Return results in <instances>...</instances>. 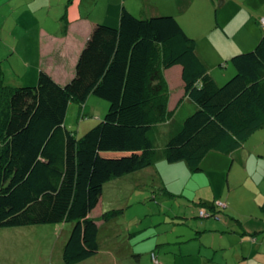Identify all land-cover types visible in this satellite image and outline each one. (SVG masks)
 Masks as SVG:
<instances>
[{
  "label": "trees",
  "instance_id": "trees-1",
  "mask_svg": "<svg viewBox=\"0 0 264 264\" xmlns=\"http://www.w3.org/2000/svg\"><path fill=\"white\" fill-rule=\"evenodd\" d=\"M230 63L234 76L217 85L176 18L139 19L122 8L118 27H93L65 85L41 70L36 86L11 87L0 67V229L72 223L63 263L95 256L98 226L90 214L104 185L153 166L160 137L166 162L198 172L209 152L228 154L264 126V38ZM174 66L195 106L186 116L168 110L163 71ZM89 96L109 108L77 138L66 113Z\"/></svg>",
  "mask_w": 264,
  "mask_h": 264
},
{
  "label": "rangeland",
  "instance_id": "rangeland-1",
  "mask_svg": "<svg viewBox=\"0 0 264 264\" xmlns=\"http://www.w3.org/2000/svg\"><path fill=\"white\" fill-rule=\"evenodd\" d=\"M210 1L83 0L81 11L83 15L92 12L94 18L103 17L98 19L104 21L100 24L112 28L118 27V18L117 23H110L112 14L115 11L116 16L123 6L139 19L173 16L188 36L200 37V51L210 54V64L228 73L234 70L231 57L254 50L264 38V26L260 23L264 19V0H223L221 6L220 0L215 6ZM17 3L18 0L8 3L0 0V6L5 4L0 8L2 43L9 44L15 32L11 6ZM27 5L21 12L33 17ZM102 11L110 16L105 17ZM59 16L52 11L50 20L45 18L42 25L52 27L51 20ZM195 25H199V33ZM36 30L33 25L30 33L36 35ZM34 40L30 36L27 42L31 46ZM0 47L6 46L0 42ZM1 70L6 72L5 65ZM36 84L37 80L27 87ZM93 101L100 104L91 114L81 111L76 103L68 107L65 126L77 138L101 121L97 116L103 118L107 113L106 101L92 96L90 103ZM166 129L164 124L160 126L162 134ZM161 139L157 142L158 149L163 148ZM245 149V154L235 153V159L231 155L211 153L198 172H192L184 162L164 161L158 167L162 179L143 170L105 184L102 199L112 207L109 212L115 211V214L105 223H101V215L95 220L100 222L98 253L79 264H153V254L158 264H218L221 261V264H231L237 250L231 238L239 244L245 238L238 231L239 219L242 221L246 216L264 219V127L249 135ZM201 210L208 216L203 217ZM72 228V223H63L0 229V264H64L63 248ZM206 229L217 231L202 232ZM219 244L227 249L213 251ZM210 257L212 260L208 261Z\"/></svg>",
  "mask_w": 264,
  "mask_h": 264
},
{
  "label": "crops",
  "instance_id": "crops-1",
  "mask_svg": "<svg viewBox=\"0 0 264 264\" xmlns=\"http://www.w3.org/2000/svg\"><path fill=\"white\" fill-rule=\"evenodd\" d=\"M9 1L10 0H7V3ZM218 1L219 0H211L210 2H212L215 6ZM224 1L220 0L219 6L223 5ZM82 4L83 0H56L54 3L52 0H18L17 4L11 6V12H13L12 16L15 18L16 33L13 32L11 35V41L9 44H5L0 41L1 45L3 44L6 46L4 49H1L0 47V67L2 69V65H5L6 72L2 70V73L4 83L6 85L11 87L34 85L41 70L51 76L52 79L59 85L67 84L74 77L77 60L90 37L93 27L96 24L104 22L103 20L101 22L98 20L103 19V17H92V14H90L92 12L83 15L81 11ZM4 5L0 6V8L4 7ZM26 5L32 10L31 13L33 14V17H26V15L21 12L24 8L23 6ZM93 6L94 4L92 7ZM53 8H55V10H53ZM123 8L125 7L123 6ZM121 10H119V13H117L116 16L114 11V15L112 14L113 22L110 23H117V18H119ZM52 11L59 13L60 16L58 18L54 17V19L51 20L53 22L52 27L46 28V26L42 25V23H44L45 18L50 20L49 15ZM42 14L44 15V18L40 17ZM102 14H105V17L110 16V14L106 11H102ZM39 17L41 18V21ZM33 25H35L37 29L36 35L30 33ZM112 26L115 27L114 24H112ZM197 26L198 27L195 25L194 27H196L195 29L199 33L200 27L199 25ZM19 32L21 33L19 34ZM30 36L35 39L31 46L27 42V39ZM192 37L196 39V54L198 58L204 64L216 84L221 86V83L227 82L228 79L235 74V70L228 71V73L218 71L216 68L217 66H212V64H210V54L207 55L200 51V45L198 44L200 37ZM181 71L182 69L180 66H174L163 71V76L169 89L168 110L173 111L174 116L177 114L186 116L195 110V106L186 97H183L184 92ZM6 75L8 76L7 78ZM91 98L92 96H89L85 104L81 107V111H84V113H94L97 105L100 104L97 101L90 103ZM68 107L70 108V105ZM97 119L101 120L102 116H97ZM247 138L240 142L239 146L228 154L216 151L209 152L202 160L201 166L204 160L211 153H218L227 156L231 155L232 158L235 153L242 152L245 154L247 152L245 149ZM159 152L160 159L153 166L143 170L155 173L156 177L162 179L159 175L158 167L162 165L165 160L163 158V149H159ZM234 159L231 162L232 168L234 166ZM245 165L247 166L246 163ZM135 173L136 172L131 174L133 175ZM113 181H115V179L106 184L112 183ZM102 196L103 192L96 208L90 214V217L94 220H97L99 215L102 216L104 213L109 212V210H113L112 207L104 203ZM99 223L100 222L98 220V223H96L98 224V234L100 230ZM101 223H105V221H102ZM238 228V231L244 235L245 238L242 239L241 244L237 243L234 237L231 238L234 240L233 244L237 247V250L234 252L233 259L230 261L231 264H264L262 263L264 262V258L261 259V256L264 255V219H261V217H258L257 219L254 218V216L243 217L242 221L239 219ZM211 231L217 230L206 229L202 232ZM220 232L228 233V231ZM235 232L236 230L231 231V233ZM223 248L227 249V246L219 244L213 249V251H216L217 249L223 250ZM211 260L212 258L210 257L208 261ZM221 263L222 261L218 264Z\"/></svg>",
  "mask_w": 264,
  "mask_h": 264
},
{
  "label": "built area",
  "instance_id": "built-area-1",
  "mask_svg": "<svg viewBox=\"0 0 264 264\" xmlns=\"http://www.w3.org/2000/svg\"><path fill=\"white\" fill-rule=\"evenodd\" d=\"M260 23L262 26H264V19H261ZM218 205L220 206L221 204L219 203ZM201 215L203 217L208 216V214L204 210H201ZM152 262H153V264H158V261H157L156 256L154 254L152 255Z\"/></svg>",
  "mask_w": 264,
  "mask_h": 264
}]
</instances>
